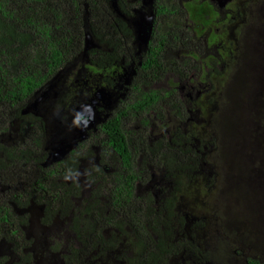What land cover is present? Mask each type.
<instances>
[{"label":"flooded vegetation","instance_id":"af4514ba","mask_svg":"<svg viewBox=\"0 0 264 264\" xmlns=\"http://www.w3.org/2000/svg\"><path fill=\"white\" fill-rule=\"evenodd\" d=\"M243 2L83 4V39L92 23L101 37L60 69L73 71L59 107L26 106L0 133V210L12 207L18 219L0 226V264H131L148 249L159 264H264V251L240 247L250 235L228 229L239 216L226 163L238 157L225 149L224 132L233 143L237 135L234 121H223L222 74L236 40L225 35V46L214 35ZM85 105L92 120L75 124L69 117ZM36 138L37 154L9 159Z\"/></svg>","mask_w":264,"mask_h":264},{"label":"trees","instance_id":"16d2710c","mask_svg":"<svg viewBox=\"0 0 264 264\" xmlns=\"http://www.w3.org/2000/svg\"><path fill=\"white\" fill-rule=\"evenodd\" d=\"M91 1L94 0H0V133L5 130L12 119L21 116V111L27 106L36 90L50 80L64 65L71 62L79 52H82L84 40L82 29L83 4L89 5ZM250 3L255 5L256 2L255 0H244L240 7L235 6L237 17L228 19L227 28H221L228 36V43L229 40L232 41L230 33L231 37L236 40L235 43H230L233 47L232 56H223L224 71L222 75L225 76L226 90L229 91V93L226 92L227 95L225 94L224 99L230 97V102L238 100L239 91L243 92V98L244 93H247L248 85L243 81L249 78L243 72H240L241 70H237V64L241 59L240 57L247 55L244 47L248 46L250 35L240 23L249 17L251 19ZM255 16L264 20V13L262 12ZM215 25L216 27L219 26L217 23ZM91 26L94 38H96L95 36L101 37L94 28L93 23ZM258 34L264 37V30L262 29ZM226 36L225 39H221L224 41L225 46H228ZM241 40L245 41L243 45L240 43ZM257 44L252 43L256 49L258 48ZM234 71L239 73L236 81L230 83L228 77ZM142 98L145 100L146 96L143 95ZM32 115L29 114L28 118L31 119L34 116ZM112 131L115 134L119 132L115 122ZM38 137L40 138V132ZM35 143V146L31 145L30 149L22 144L12 148L11 152H7L9 159L23 162L31 153L32 155L37 154V148H39L37 138ZM239 161L238 157L237 161L226 163L227 168L229 167L236 172V177L239 170ZM1 167L3 165L0 166V169ZM232 187V192L238 200L236 212L239 219L238 221H231L232 225H229L228 229L232 230L234 226L240 234L244 233L251 236V234H255L253 229L257 230L254 219L257 218V209L262 207V204H254V196L247 195L245 187L240 188L239 183L238 185L234 184ZM17 197H19L17 199L19 204L24 197L22 195ZM245 203L248 204L250 209L243 206ZM241 204L243 208H241ZM6 207L0 210V226L3 223L9 226L10 222L14 225V220L18 221V219L12 218L14 215L17 217L13 208ZM261 221L263 224L264 221ZM250 236L247 241L246 236L242 235L244 242L252 246L253 250H256V246L253 245L255 243ZM258 237V234H256V238ZM104 243V240L97 244L94 243L91 250H97V246ZM137 246L139 247V245ZM101 250L96 258L104 259L105 254ZM155 254L154 251L148 249L146 258L137 257L135 260L132 259L133 261L129 259L128 262L131 264H159ZM253 264L259 263L255 262Z\"/></svg>","mask_w":264,"mask_h":264},{"label":"rangeland","instance_id":"374dc122","mask_svg":"<svg viewBox=\"0 0 264 264\" xmlns=\"http://www.w3.org/2000/svg\"><path fill=\"white\" fill-rule=\"evenodd\" d=\"M255 2L254 7L257 8L253 12L263 13L264 0H255ZM216 18H218L217 14H215ZM213 20V17H208L206 23L210 25ZM221 24L222 22L219 23V25ZM240 24L245 27V31L250 37L248 46L244 47L247 55L240 57L237 70H241L240 72H243L249 78L243 81L247 83L248 88L246 89L247 93H244V98L241 91L238 93V100L230 102V97H226L223 121L226 122L228 120L227 128H229L231 120L234 121L237 138H233V143L224 132L227 140L225 149L229 152L236 150V156L240 159L235 184L238 185L239 183L240 188L245 187L247 195L254 196V204H262V207L257 209V218L254 219L257 230L253 229L255 234L250 236L255 243L257 253H259L264 251V223L260 222V220L264 221V37L258 33L262 29L264 30V20L251 14V19L249 17L244 21L242 20ZM221 33L224 36L223 39H225V33L222 30H217V34L214 37L222 38ZM219 38L217 40H220ZM240 43L243 45L245 41L241 40ZM252 43H258V48L256 49ZM79 56L80 54L72 62H75L74 60H77ZM238 73L234 71L233 74H230L231 76L228 77L230 83L236 81ZM69 76L70 71L68 73ZM204 101L206 100L203 97L198 104H202ZM247 202L249 203L250 201L248 200ZM243 206L249 208L247 203L243 204ZM243 206L241 204V208ZM256 234H258V238H256ZM248 246L245 242H240V247L245 250Z\"/></svg>","mask_w":264,"mask_h":264},{"label":"water","instance_id":"95a60500","mask_svg":"<svg viewBox=\"0 0 264 264\" xmlns=\"http://www.w3.org/2000/svg\"><path fill=\"white\" fill-rule=\"evenodd\" d=\"M151 19L152 17L150 18V20ZM84 29L86 35L84 39V43L86 44V47L88 48L86 49L88 51L93 48L91 46H92V42L94 41V37L92 36L91 30L88 27V25L85 24ZM139 36L140 35H138V38ZM145 43H147L146 39H145ZM71 69L72 68L66 67L65 70H59L50 80H48L43 86H41L38 90L34 92L33 96L28 101V105L25 109L28 110L29 112H33V111L40 112L42 109H44V114H47L49 110L56 111L57 108L59 107L60 93L61 91L65 90L63 88L66 80L69 78L67 72L69 71L71 72ZM40 105L42 106L39 107ZM43 106H45V108ZM92 114L93 112L89 109L88 105H85L77 108L74 115L70 116L69 119L71 120L73 118V122H75V124H85L87 122H90V120H92L93 118ZM96 117L97 114L95 112V118ZM52 118H54V122H56V119L59 117L56 116L55 114ZM65 138H66L65 136L62 137V139ZM66 148L69 151L72 148V146H68ZM64 153L65 152L60 150L57 154L59 157H62Z\"/></svg>","mask_w":264,"mask_h":264},{"label":"clouds","instance_id":"9594fccd","mask_svg":"<svg viewBox=\"0 0 264 264\" xmlns=\"http://www.w3.org/2000/svg\"><path fill=\"white\" fill-rule=\"evenodd\" d=\"M91 30V29H90ZM83 44L85 45L84 41H83ZM1 145V144H0ZM3 248V247H2Z\"/></svg>","mask_w":264,"mask_h":264}]
</instances>
